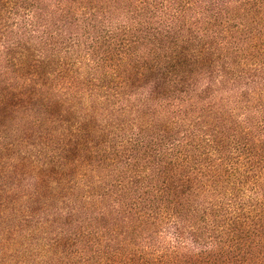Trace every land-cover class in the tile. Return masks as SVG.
<instances>
[{
	"label": "trees",
	"instance_id": "obj_1",
	"mask_svg": "<svg viewBox=\"0 0 264 264\" xmlns=\"http://www.w3.org/2000/svg\"><path fill=\"white\" fill-rule=\"evenodd\" d=\"M0 264H264V0H0Z\"/></svg>",
	"mask_w": 264,
	"mask_h": 264
}]
</instances>
